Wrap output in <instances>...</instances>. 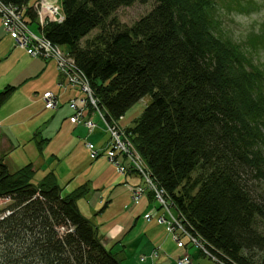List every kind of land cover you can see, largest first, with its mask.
I'll return each instance as SVG.
<instances>
[{"label": "trees", "instance_id": "16d2710c", "mask_svg": "<svg viewBox=\"0 0 264 264\" xmlns=\"http://www.w3.org/2000/svg\"><path fill=\"white\" fill-rule=\"evenodd\" d=\"M6 1L35 21L31 0ZM146 2L60 0L62 22L40 36L69 54L108 121L150 98L126 133L155 184L220 263L264 264V197L248 184H264V24L246 44L223 37L216 12L254 8L243 0H153L130 26L114 16ZM33 174L0 158V264H121L78 209L83 187L63 195L53 174Z\"/></svg>", "mask_w": 264, "mask_h": 264}, {"label": "rangeland", "instance_id": "374dc122", "mask_svg": "<svg viewBox=\"0 0 264 264\" xmlns=\"http://www.w3.org/2000/svg\"><path fill=\"white\" fill-rule=\"evenodd\" d=\"M50 3L58 4L60 0H46L45 3L49 6ZM250 1L254 8L251 10L249 7L243 13L237 12H226L223 10H218L216 12L217 18L220 21L221 29L224 31L223 37L229 38L233 42L244 44L247 39L250 37V34L258 33L264 24V0H243V5L246 6L247 2ZM29 7L34 4V1H30ZM33 2V3H32ZM153 5V0H147L146 3H135L130 7H122L116 11L114 16L122 24L126 26L132 25L139 18L144 16L151 9ZM30 28L38 35H41V32L38 30L36 25H31ZM97 31L92 32L89 37L95 35ZM0 93L3 89L10 85L9 83L16 80L17 73L21 70L22 66L29 63L32 59L30 56H27L23 50H18L17 53L9 54V50L14 46V39L10 37L3 30L0 23ZM246 44V43H245ZM241 45V44H240ZM18 49V48H17ZM23 52V53H22ZM21 53V54H20ZM258 57V56H256ZM260 58V59H259ZM45 61H55L53 59H48ZM256 64L261 63L264 70V49L258 59L255 60ZM31 61L30 63H33ZM30 85H27L26 88H22L13 92L1 105H0V119L4 116H7L15 112L23 106H36V111L22 110L20 112L14 113L7 120L3 121L2 124V136L9 132L11 135L21 136L25 138V134L29 130H34L37 124L41 125V128L44 129L50 121V115L43 118V120L37 121L35 124L28 126L32 121L38 118L42 111V104L34 103L32 98H29L27 94V89ZM24 92V93H23ZM45 93V92H44ZM43 93V95H44ZM80 93L79 100L84 98V94ZM35 95V94H34ZM33 95V97H35ZM149 97H144L138 101L123 117L117 124L122 131L126 132V126L132 124V120L139 117L143 109L147 105ZM45 104V103H44ZM46 107V106H45ZM68 108V103L66 105ZM48 109V108H46ZM49 110V109H48ZM53 114L59 112L61 119L60 122H63L62 130L66 132V135L61 136V142H69L67 151L59 157L52 156V150L54 147L50 148L48 151L44 152V155H38L36 153L32 154L31 148L29 146H16V143L5 142L2 146V152H0V158H2L4 164L7 166L9 172L14 173L16 170L24 167L28 162L34 165V174L32 177V183L38 184L41 182L48 173H52L55 178L56 184L62 189V194H70L76 191L79 187H83L84 191L81 192L80 201L78 209L81 214L88 218L96 228L101 232L103 237H109L113 232L107 234L106 230L111 225L113 221L116 222L115 230L120 229L119 234H121L120 239L122 243L117 244L113 247L111 251L117 258L123 259L121 264H134L133 260L142 250L140 239L137 241L135 246H132V243L137 238L140 233V229L143 230L144 223H151L156 221L159 225L164 223L159 222V218L163 217V211L165 210L163 206L157 202L156 194L150 191L145 192L138 199L136 204L133 201L135 193L129 191V189L135 185L131 180H125L124 176L134 175L137 179L140 180L138 185L143 186L146 189H151L150 185L142 179V173L148 174L150 171L147 168V165L144 159L140 156H136L133 159V162L130 159H126L122 153L118 152V155L115 156L113 161L108 160V155L106 156L107 149L111 147L112 142L115 144L120 141L119 137H114L110 131H108L107 126L104 124L101 116L105 114L104 111H96L95 107L89 104L83 112L84 121L90 120L91 130L89 131L85 125H76L73 130L68 122V118L64 115L63 107L52 110ZM69 111V108L67 109ZM45 116V115H44ZM56 117V116H55ZM82 117V118H83ZM126 125V126H125ZM60 125H57V128ZM82 129H85L84 134ZM36 132V131H32ZM99 132V134H96ZM94 135H89L93 134ZM33 134V133H32ZM96 134V135H95ZM85 136V137H84ZM21 138V139H22ZM128 140L132 145V141L129 138L127 133H123V138ZM92 143L95 150H103L100 152L101 155L96 159H91L90 152L86 147L87 143ZM135 152L139 155L136 148ZM133 157V156H131ZM130 157V158H131ZM144 161V162H143ZM136 167V168H133ZM139 167L144 171L140 172ZM46 173H43V172ZM248 184L250 189L254 190L257 193V197L261 194L264 197V184L256 181L253 177L248 179ZM147 194H150L151 201L150 207L145 211H142L144 204L146 203ZM111 195V196H110ZM109 200H111L109 202ZM132 201V202H131ZM107 203V205H106ZM5 204L4 199H0V209H3ZM129 205V209L126 206ZM164 205V204H163ZM106 206V207H105ZM169 208V205L167 206ZM160 212L156 216L157 210ZM170 213L175 219L181 222L182 220L176 212L174 207H170ZM132 217H129V216ZM143 216H146L147 219H143ZM153 217L151 220L150 218ZM156 219V220H155ZM165 219V218H163ZM148 220V222H147ZM150 220V221H149ZM126 222H131L128 227H125ZM119 223V225H118ZM178 224L172 223V228L175 229L174 233L182 232V229L179 228ZM183 226V225H182ZM183 228H185L183 226ZM186 229V228H185ZM167 235L171 239L169 241L173 242L177 246L179 243V235H174L166 227ZM143 232V231H142ZM107 234V235H106ZM145 236L143 233L142 237ZM183 236L185 234L183 233ZM141 237V238H142ZM101 238V237H100ZM181 247L179 249H191L190 254L193 256V252H196L198 257L200 256L201 260L205 261L206 264H212L207 257H202L203 255L199 249L194 246H189L187 239L183 238ZM103 244L107 245V241H103ZM116 244V243H115ZM113 245L108 246L107 249H111ZM128 250L129 258L124 256V251ZM201 254V255H200ZM156 253H153L155 256ZM185 255H188L185 253ZM204 256V255H203ZM188 258L191 263V258L188 255ZM137 261L142 262L144 258L142 256H137ZM193 261V259H192ZM212 262V263H211Z\"/></svg>", "mask_w": 264, "mask_h": 264}, {"label": "crops", "instance_id": "0c3cea01", "mask_svg": "<svg viewBox=\"0 0 264 264\" xmlns=\"http://www.w3.org/2000/svg\"><path fill=\"white\" fill-rule=\"evenodd\" d=\"M1 38L2 37L0 36V39ZM10 39L12 40L11 37ZM18 50L19 49L13 46L9 50V54L17 53ZM31 61H34V62L30 63ZM31 61L27 63L26 65L22 66V68H20L21 70L17 73L16 80L13 81L12 83L10 82L9 83L10 85H7L6 87L12 88V92H11L12 94L13 92L17 90H20L22 88L24 89L27 87V85H30L27 89V93L25 94H27L29 98H32L34 100V103H38L40 105L42 104V108H40L42 110L40 111V113L42 112L41 115L38 118H36L34 121H32L28 126L35 124L37 121H39V119L43 120V118L47 117L46 115H50L51 119L50 121H48V125L45 126L44 129L41 128L40 124H37L35 128H33L34 130H29V132L25 134V138L24 137L22 138L21 136L16 137L15 135H11L9 134V132H6V134L3 135V137H1L2 136V132H1L2 124L1 123L7 120L9 117H11L14 113L20 112L24 109L35 112L36 106L35 105L34 106H29V105L23 106V108H19L15 112L2 117L0 119V152H2L1 146L5 142H8V143H16V146L17 145L18 146H29L31 148L32 154L33 153L37 154L38 152V155L40 156L44 155V152H46V150L48 151L50 148L54 147V150H52L53 151L52 156L58 158L59 155L62 156L67 151V148L70 143L67 141L61 142L62 141L61 136L63 134L66 135V132L62 130L64 123L60 122L61 116L59 112L56 114H53L52 110L46 109L45 104L42 100V95L44 92H48V91L52 92L56 96V99H57L56 109L63 107L65 117L71 114V110L67 111L68 109L66 107L67 103L72 99L80 98L81 95L78 91H75L71 87L62 86L63 79L61 75L57 72L55 63L53 61H45L44 59H41V58H35L34 60L32 59ZM33 95L35 97H33ZM68 122L71 126L70 130H73L76 127V124H73L70 121V116L68 118ZM57 125H60V126L57 128ZM129 126H126V127H129ZM32 131H36V132L34 133ZM82 131L84 132V134L87 135V133L85 132V129H82ZM96 134H99V132H96ZM89 135H94V133L89 134ZM90 144L92 148L95 149L93 144L92 143ZM104 149L98 150L99 155L97 157L92 158L90 156L91 159L98 158L101 155L100 152H103ZM28 164H31V162H28ZM31 165H32V168H34V165L33 164ZM43 173H46V172L44 171ZM48 174H52V173H48ZM124 178L126 181L131 180L133 185H138V183L140 182V180L137 179V177H134V175L124 176ZM129 191H131V188L129 189ZM150 197L151 195L147 194L146 203L144 204L142 211H145L146 209L150 207V201H151ZM79 199L77 200L78 206H79V201H80ZM110 201L111 200H109V202ZM128 207L129 205L126 206V208ZM156 211H157L156 213V216H157L160 214V212L158 211V209ZM129 217H132V216L130 215ZM152 218L153 217H151L150 220ZM130 223L131 222H126L125 227H128ZM116 225H117L116 222L113 221L111 225L108 227V230H106L107 234L109 232L114 231L109 237L107 236L104 238L103 235H101V232L98 230L101 240L103 241L105 240L108 243L107 245L104 244L105 247L107 248L108 246L113 245L112 248L109 249L110 251H112L113 247H115L117 244L122 243L121 242L122 240L120 239L121 234L117 232V231H120V229L118 228L117 230H115ZM143 233H145L144 237H142ZM139 239H140V243L142 246V250H140L138 255L142 256L144 258V261L138 262L137 261L138 255H137L136 258H134L133 260L134 264H177V259L182 257L185 253H187L189 257L191 258V264H206L205 261L201 260L200 256L198 257L196 252L192 253L193 256L190 254L191 252L190 251L191 249H189L190 247L184 250L179 249L176 247V245H174L173 242L169 241L170 238L167 235L166 227H164L163 225H159L157 223V220L152 221L151 223H144L143 230L140 229V233L138 234L137 238L132 243V246H135ZM127 251L128 250H125L123 254L128 259L130 255ZM153 253H156V255L153 256ZM201 256L204 258L203 255ZM122 257L121 258L116 257V258L122 263L123 262Z\"/></svg>", "mask_w": 264, "mask_h": 264}, {"label": "built area", "instance_id": "2783aa9c", "mask_svg": "<svg viewBox=\"0 0 264 264\" xmlns=\"http://www.w3.org/2000/svg\"><path fill=\"white\" fill-rule=\"evenodd\" d=\"M46 0H38L33 5V10L36 15V20L38 25L43 28L48 23H51L49 21L55 22V23H61L63 20V15L59 9V7L54 4L50 3L48 1L49 6L45 3ZM24 8H18L15 5H11L6 0H0V17H1V23L4 31L8 33L13 39L14 43L17 46L18 43L25 42L23 45L26 48L27 55L33 57V58H43V59H53L57 65V71L60 73V75L63 78L62 86L66 87L69 86L75 90L80 91L84 94V98L77 99V100H71L68 103V107L72 112V116L70 117V121L73 124H83L85 127L88 128L90 131L91 129V123L90 120H85L83 117V112L86 109L89 104L95 107L96 111H103L100 110L98 106V102L95 99L93 95V91L91 90L87 80L82 75V73L77 69L75 66V63L73 59L69 56V54L65 51H63L60 47L52 45L49 41H47L42 36L36 35L27 25V23L24 20L22 10ZM45 100V106L49 110H53L57 106L55 95L52 92H45L44 95ZM83 117V118H82ZM103 119L104 124L107 126L108 131L111 132V134L115 137H119L120 141H118L117 144L112 142L111 147L108 148V160L113 161L115 156L119 153H122L126 159H130L133 162V159L136 158V156L140 157L135 150L134 146L128 142L126 139L123 138L124 130L117 125L116 121L113 119H110L109 121L106 119L105 114L101 116ZM88 149H91V145L87 144ZM97 152L93 151L91 152V157L97 156ZM133 156V157H131ZM131 157V158H130ZM144 162V161H143ZM136 168V167H133ZM140 172H144L140 167L138 169ZM144 182L146 181L151 189H146L143 186H136L133 187V193H135V197H133V201L135 203L138 202V199L141 195H143L146 190H150L156 194H159L160 196H157V202H159L163 208L165 209L163 211V214L161 218H159L160 223H164L165 226L168 228V231L173 233L174 235H179L178 240L179 243L177 244V247L180 248L183 238H186L188 241L187 243L191 246L196 247L200 250V252L205 256L208 257L213 264H222L217 259L212 257L210 255V252L208 251L207 247L205 246V243L203 240L197 236L192 235L191 231L186 228V224L182 221L181 222L175 219L170 213V207H172L171 201L163 191V189H160L155 182L152 179L151 173L148 174L142 173L141 175ZM149 191V192H150ZM150 192V193H151ZM152 192V193H153ZM164 204V205H163ZM169 205V208L167 207ZM147 218V217H146ZM165 218V219H163ZM179 222V228L182 229V232H178L177 234L174 233L175 229L172 228V223L178 224ZM185 228H183V226ZM183 233L185 236H183ZM178 264H190V260L187 255H184V257L180 260H178Z\"/></svg>", "mask_w": 264, "mask_h": 264}, {"label": "bare ground", "instance_id": "6f19581e", "mask_svg": "<svg viewBox=\"0 0 264 264\" xmlns=\"http://www.w3.org/2000/svg\"><path fill=\"white\" fill-rule=\"evenodd\" d=\"M0 19H1V17H0ZM49 22H52V21H49ZM25 42H22V43H18L17 44V46H15L16 48H18V49H20V50H23L25 53H26V48L24 47V46H27V45H23ZM31 57V56H30ZM33 58V57H32ZM55 66H56V70H57V65H56V63H55ZM55 98H56V96H55ZM42 100H43V102L45 103V100H44V97H43V95H42ZM56 102H57V99H56ZM107 151H108V149H107ZM133 190V187H132V189H131V191ZM9 200H5V203L6 202H8ZM143 219L145 220V219H147L146 218V216H143ZM148 221V220H147ZM98 230V229H97ZM184 257V255L182 256V257H180V258H178L177 259V264H178V260H180V259H182ZM205 257V256H204ZM208 258V257H207ZM211 261V260H210ZM212 263V262H211ZM213 264V263H212Z\"/></svg>", "mask_w": 264, "mask_h": 264}]
</instances>
